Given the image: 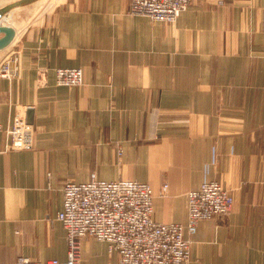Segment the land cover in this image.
Here are the masks:
<instances>
[{"label": "crops", "instance_id": "1", "mask_svg": "<svg viewBox=\"0 0 264 264\" xmlns=\"http://www.w3.org/2000/svg\"><path fill=\"white\" fill-rule=\"evenodd\" d=\"M129 1L8 13L24 10L17 75L0 78V264L66 261L63 187L93 175L149 184L154 220L184 226L187 193L220 182L233 209L186 234L189 264H264V0H196L173 22L131 15ZM57 68L83 69L84 83L59 86ZM28 110L34 148L10 149ZM81 252V264H118L93 238Z\"/></svg>", "mask_w": 264, "mask_h": 264}, {"label": "built area", "instance_id": "2", "mask_svg": "<svg viewBox=\"0 0 264 264\" xmlns=\"http://www.w3.org/2000/svg\"><path fill=\"white\" fill-rule=\"evenodd\" d=\"M196 0H130L127 13L147 16L154 21L173 22ZM3 78L15 74L12 65ZM57 84L75 87L84 83L81 68L56 71ZM34 127L17 116L9 129L10 149L31 150ZM168 186L163 187L166 194ZM153 188L136 180L102 181L93 175L90 181H68L63 187V208L57 213L67 234L68 258L34 261L20 256L15 264H81V241L93 238L105 242L110 253L118 255V264H189L191 241L200 222L228 214L234 196L218 181H206L187 193L188 223H160L154 220Z\"/></svg>", "mask_w": 264, "mask_h": 264}, {"label": "water", "instance_id": "3", "mask_svg": "<svg viewBox=\"0 0 264 264\" xmlns=\"http://www.w3.org/2000/svg\"><path fill=\"white\" fill-rule=\"evenodd\" d=\"M35 0H18L4 7H0V51H3L10 47L17 36V28L14 25L5 24L4 18L12 10L33 3ZM27 123L32 125L33 113L32 110H28L26 119Z\"/></svg>", "mask_w": 264, "mask_h": 264}, {"label": "rangeland", "instance_id": "4", "mask_svg": "<svg viewBox=\"0 0 264 264\" xmlns=\"http://www.w3.org/2000/svg\"><path fill=\"white\" fill-rule=\"evenodd\" d=\"M23 14H24V10H23V12L21 11L20 13L16 14V18L11 20V24L14 25L18 31H19V27H18V25H15V19H18V23H19L24 17ZM7 17H9V14L6 15V17L4 18L5 24H8ZM14 51L15 50H14L13 46H10L5 50L0 51V56H1V58H0V78H3L2 77L3 71L8 67V64L12 65L11 67H12V70L15 71V74L11 75L9 78H6V79H13L16 77V75H17V72H16V61L17 60L16 59L18 58L19 53L18 52L16 53V51L15 52ZM58 69H61V68L55 69V73ZM64 69H66V68H64ZM42 77H43V75H42ZM18 116H21V115H18ZM15 118H14V120H15ZM13 123H14V121H13ZM33 139H34V134H33ZM32 145H33V147L31 149L34 148V143Z\"/></svg>", "mask_w": 264, "mask_h": 264}]
</instances>
